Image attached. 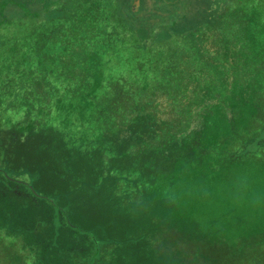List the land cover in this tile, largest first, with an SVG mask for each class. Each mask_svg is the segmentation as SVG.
Here are the masks:
<instances>
[{"label":"trees","instance_id":"trees-1","mask_svg":"<svg viewBox=\"0 0 264 264\" xmlns=\"http://www.w3.org/2000/svg\"><path fill=\"white\" fill-rule=\"evenodd\" d=\"M198 1L178 11L154 0L138 17L133 1L13 0L18 19L0 3V137L6 130L9 143L20 141L24 130L23 169L9 154L0 166V238L19 253L10 249L15 261L104 264L105 250L107 264H162L176 252L188 263L184 229L171 220H193L186 203H201L211 224L253 220L241 186L251 166L252 182L264 183V8L206 0L202 21ZM246 28L249 37L237 35ZM203 33L215 36L205 43ZM194 48L184 65L182 49ZM132 64L155 71L164 91L122 92L124 75H111ZM10 112L22 129L2 123ZM30 118L48 142L30 134ZM237 160L243 167L231 166ZM106 214L119 215L114 225ZM195 221L198 233L209 229Z\"/></svg>","mask_w":264,"mask_h":264},{"label":"rangeland","instance_id":"rangeland-1","mask_svg":"<svg viewBox=\"0 0 264 264\" xmlns=\"http://www.w3.org/2000/svg\"><path fill=\"white\" fill-rule=\"evenodd\" d=\"M2 1L3 0H0V3ZM151 1H153V3H154V0H151ZM179 1L180 0H160L159 3H161V7L163 6V4L166 5L165 6L166 8H168V6L170 5L171 9L180 11L183 9V7L178 6ZM216 1H220V4H224V5H225V3H228L227 0H216ZM261 1H262V4L259 5L260 11H261L262 7L264 8V0H261ZM156 2H158V0H156ZM252 2H254V0H252ZM191 3H192V8H193L194 7V0H192ZM202 3L207 5L206 0H203ZM204 4L200 3L198 5L197 4L195 5V8H196L195 10L197 11L196 15L198 16L197 20H202V21L205 20V16L207 14L205 13V10H204V8H205ZM5 7L7 10V15H10V18L18 19L20 17L19 13H21V12L19 10H16L15 8H13L14 7L13 0H8V2L5 3ZM147 9L148 8L145 7V10H147ZM144 13L145 12H140V13H137L136 15L138 17H142V16H144ZM172 14L177 15L175 13H172ZM173 19H175V17H173ZM226 21H228L227 18L225 19V22ZM17 23L19 24L18 20H17ZM187 23H184L183 26L184 25L187 26ZM194 24L197 26L200 23L194 21ZM228 26H231V25H228ZM37 27H40L41 28L40 30L43 29L42 24H38ZM17 28H18L17 26H14V29H17ZM155 28H157V27H155ZM230 28L232 30H234L232 27H230ZM243 31H245L246 34L244 32H242V30H239L237 35H240L242 37L243 36L245 37V35L247 37L250 36V31L248 28L243 29ZM203 34H204L203 41L205 43L209 42V38L211 36H215V34L208 35V36L205 33H203ZM222 38L223 37L219 33V38H218L219 42ZM173 39L176 40L177 38L172 37V40ZM214 39H215V37H214ZM181 43L184 45L187 44L189 46L190 45L194 46L196 42L195 41L193 42L192 39L190 41H187L186 38H181ZM196 49L198 52H205V49L203 48V46L201 48L196 47ZM152 50H156V51H152ZM152 50H150V51L153 54L157 53L159 55L161 53L160 52L161 50H159V49L155 48ZM191 50L190 49H188V50L182 49V56L181 57L185 59L184 65L188 64V59H189L188 55L191 57L194 55L198 56V54H199V53L198 54L195 53V48L192 51V53H189ZM235 55H237V54H235ZM203 57H205V56H203ZM150 58L153 59L152 56ZM128 60L131 61L133 59L130 58ZM182 62H183V60H182ZM124 66H127V65L124 64ZM131 66H135L136 69H127L125 67L126 69L124 71V74L116 73V74L111 75L112 77H117L118 75H124L126 81L121 82L122 92L126 91V93L127 92L128 93H130V92H133V93L134 92L135 93L136 92L137 93L138 92H140V93L144 92L145 93V91H143L145 88H151L152 92L156 91L158 89L164 91L163 90L164 86L161 85V83H163V81L161 82L160 79L156 80L157 74L154 75L155 71H152L150 73L149 70L145 67L141 68L143 70H139L137 68V65L132 64ZM140 67H142V66H140ZM0 70H2V69L0 68ZM133 78H135L136 80H139V82H136V80H135V83H132V85H131L132 89H127L129 81ZM171 84L177 85V83H175L173 81H171ZM146 91H148V89H146ZM158 101L160 103L159 105L161 108H166L170 104L169 100H168V96L159 95ZM165 116L168 118H172V116L169 114H167ZM58 120H56L57 123H58ZM27 121H28L27 124L32 128V130L30 131V134L33 135L34 137L39 136L38 138H40V136L43 134L42 132H44L41 139L45 143L48 142L49 136L46 134L47 130H43L42 128H39L37 130L39 125L34 123L33 118H30ZM30 122H32V123H30ZM2 123H4L5 126L13 127L12 128L13 130L18 129V128L19 129L23 128V125H22L23 123L22 122L20 123L18 121V118L16 117V112L14 114H13V112L6 113V118L4 121L2 120ZM25 124H26V122H25ZM68 128H69L70 132L72 133L73 141L76 140V143H80L83 135H81L80 131H78V127H76L73 124H70L68 126ZM5 133H6V130L1 133L2 134L1 137L4 138L5 143L3 145V143L1 144V142H0V150L4 151V153H0V166H6L5 161L2 159V155L4 156V155H8V154L12 155L11 156L12 160L16 161V165L22 166L21 161H22V159L24 160V130H21L22 138L20 137V141H18L16 139L15 141H12L11 143H9V136L5 135ZM16 135L19 136L18 134H16ZM7 148L10 150L9 152H7ZM75 149L78 151L81 148L75 147ZM55 150H57V149H55ZM45 156H46L47 160L51 161V156H52L51 154L50 155L46 154ZM59 156L60 155H58V157ZM56 157L57 156L54 155V158H56ZM230 164L232 167H234V166L235 167L236 166L243 167L240 164V160H237L234 162L231 161ZM9 166L12 167V165H10V164H9ZM36 167H37L36 165L31 166L32 169H35ZM85 167L91 168L92 165L86 164ZM255 167L258 169L257 166H255ZM255 167L252 168V166H251L249 168H244L245 170L249 169V172L245 171V175L247 176V182L241 186L242 191H245V193L248 195L246 197L244 205L249 207V212L252 214L251 217L253 218V220L248 221L247 218H246V220L240 218V219H233L234 220V221H232L233 224L231 222L226 223V224H224L223 222H220V223L215 222L216 224H211V222H209V220H206L210 216V211H205V209L200 206L201 203L200 204L186 203L188 209H187V213L185 215L187 218H191L193 220L181 219L180 217H182V216H173L171 218H178V220H175V219H171V220L179 222L178 225L182 226V228L184 229L181 232L182 235H181V240L179 242L182 241L186 244V246H187L186 251L188 254H190V256H192V259L189 258V262L184 263V262H182V260H185L186 257H183L181 255V252L180 253L176 252L175 261L172 260L173 256L171 258V253H170L168 256L165 255L164 258H162V260H161L162 264H191V262L196 263L197 261L198 262L200 261V264H264V183L263 184H254V182H252V178L254 179L257 177ZM22 169H23V166H22ZM262 175L264 176V174H262ZM47 179L48 178L46 177L45 180H47ZM52 181H53V179H50V178L47 180V183L50 182V183H48L49 186H53ZM239 191H241V190H239ZM193 206L196 207L195 210H191V207H193ZM181 207H182V205H180V208ZM142 208H144V206H142L141 209ZM162 209L160 211H165L164 207ZM189 212H191L192 214L188 215ZM118 216H119L118 214H106L105 219L110 220L112 225H114L115 222L117 221ZM195 220H200L201 222L205 221L203 223V225L209 227V229L200 231L198 233L196 228L199 226V223ZM261 223H263L262 227H261ZM237 224H238V228H237ZM258 226H259V228H258ZM209 232H211V233H209ZM1 236L3 237V235H1ZM189 240L190 241L192 240V241H191V244L188 246ZM241 242H243V243H241ZM245 245H246V247H245ZM181 246H184V245L181 244ZM195 247L198 248L197 251L195 250ZM10 249H12L14 251V253L16 255H18V257H19V253L16 251V249L14 247L10 246L8 240L0 238V264H21V263H19V258H17V260L15 261L16 256L10 251ZM104 252H105V250L103 252L101 251V257L100 258L102 259L104 264H107V260L103 256ZM194 252H196V255L193 254ZM112 254L114 255V251L112 252ZM116 258H121V255L119 252L116 255ZM197 258H198V260H197ZM113 263L114 262H112V264ZM142 264H144V263H142ZM151 264H154V263H151Z\"/></svg>","mask_w":264,"mask_h":264},{"label":"crops","instance_id":"crops-1","mask_svg":"<svg viewBox=\"0 0 264 264\" xmlns=\"http://www.w3.org/2000/svg\"><path fill=\"white\" fill-rule=\"evenodd\" d=\"M131 1H133V3L135 4V7H134L135 13L137 14L140 12H145L144 15H146L149 11H152L154 9V8H152V6H155V4L157 5L160 2V0H158V2H156V0H155V4H154L153 1H151V0H124V3H130ZM191 1L192 0H180L178 6H181V5L183 6V4H184L186 6L189 5L191 7L192 6ZM202 2H203V0H199L198 4H200V3L204 4ZM159 4L161 5V3H159ZM163 6H166V5L163 4ZM145 7H147L148 9L145 10ZM194 12H196V11H194Z\"/></svg>","mask_w":264,"mask_h":264}]
</instances>
